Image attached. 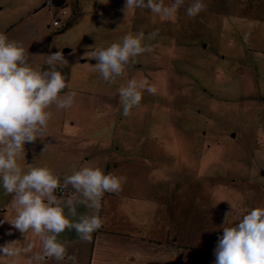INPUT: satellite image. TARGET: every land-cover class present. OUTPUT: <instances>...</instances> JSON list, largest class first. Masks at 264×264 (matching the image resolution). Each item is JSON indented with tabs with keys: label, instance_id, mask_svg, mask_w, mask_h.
<instances>
[{
	"label": "rangeland",
	"instance_id": "1",
	"mask_svg": "<svg viewBox=\"0 0 264 264\" xmlns=\"http://www.w3.org/2000/svg\"><path fill=\"white\" fill-rule=\"evenodd\" d=\"M42 2L0 0V33L25 48L34 70H49L56 51L67 59L57 70L68 85L61 95L74 92V103L52 105L48 123L72 132L69 141L125 143L123 187L163 204L179 264H214L223 228L264 207V14L252 20L246 0H203L194 18L195 0H184L169 19L147 8L125 13L126 0H65L68 15L48 4L34 12ZM68 16L71 27L57 33L53 20ZM140 32L151 51L104 81L87 53ZM131 79L156 93L141 89L126 117L118 89Z\"/></svg>",
	"mask_w": 264,
	"mask_h": 264
},
{
	"label": "clouds",
	"instance_id": "2",
	"mask_svg": "<svg viewBox=\"0 0 264 264\" xmlns=\"http://www.w3.org/2000/svg\"><path fill=\"white\" fill-rule=\"evenodd\" d=\"M183 4L184 0H173L170 5H165L164 0H126L123 11L147 8L161 18L169 19ZM204 7L203 0H195L187 8V15L194 18ZM144 38L143 32L128 34L121 43L96 48L87 55L97 61L93 67L102 79L115 83L116 78L124 74L126 66L136 63L137 56L151 51L149 46L142 45ZM27 61L25 48L0 33V181L5 193L13 196L12 207L16 213L8 222L21 234L39 238L42 252L32 257L31 264L66 258L75 264L76 256L68 255L65 244L58 240L59 235L66 229H74L81 240L91 241L92 234L103 226V220L96 215H79L75 219V205L99 209L104 194H119L127 177L105 174L99 167H83L65 175L61 183L60 177L47 167L22 171L18 159L25 155V143H35L46 137L53 115L49 110L51 106L70 108L75 97L74 92L61 95L68 87L65 77L57 70V65L68 63L62 51L47 55L49 70L46 71L34 70ZM141 89H145L144 82L135 79L118 89L124 116H130L132 108L140 104ZM145 90L156 93L153 86ZM69 185L75 190L73 195L81 198L75 202L67 201L66 215L54 193ZM18 242L0 245V257L14 258L13 264H17L22 254L32 252L31 244L18 247ZM214 256V264H264V207L252 209L235 226L224 227Z\"/></svg>",
	"mask_w": 264,
	"mask_h": 264
},
{
	"label": "crops",
	"instance_id": "3",
	"mask_svg": "<svg viewBox=\"0 0 264 264\" xmlns=\"http://www.w3.org/2000/svg\"><path fill=\"white\" fill-rule=\"evenodd\" d=\"M55 2L65 6V0H55ZM246 3L250 11L257 14L251 16L252 20L255 19L256 22L263 20L261 14H264V0H246ZM259 3H262L261 8L256 7ZM70 19L71 17L68 16L67 21ZM67 50L69 49L66 48L64 51ZM72 67L73 64L71 69ZM54 109L51 107L49 110L54 113ZM68 120L70 126H74V118L70 117ZM62 128L50 122L43 140L37 139L35 143H25V155L18 159L23 172H27L31 167H47L60 177L61 183L65 175H71L73 171L83 167H99L105 174L124 176L125 160L131 157L126 155L125 143L69 141L74 134L63 131ZM82 137L88 138V134L85 132ZM124 188L119 194L105 193L99 209L75 205L77 210L75 219H78L79 215H96L103 220V226L92 234L91 241L81 240L74 229H66L61 233L58 240L65 244L68 255L76 256L75 264H179L184 254L176 249V238L168 230L166 216L160 214L163 204L152 198V195L148 197L146 193ZM67 189L69 191L65 194L54 193L59 206L64 207L66 215L67 201L72 199L75 202L81 198L73 195L75 190L70 185ZM12 199L13 196L5 193L0 181V245L11 241H19L18 247L31 244L32 252L22 254L17 260V264H31L32 257L42 252V244L35 235L25 236L8 222L16 215L12 207ZM69 219L73 218L69 217ZM13 260L14 258L0 257V264H13ZM40 264H73V262L67 258L64 261L46 259Z\"/></svg>",
	"mask_w": 264,
	"mask_h": 264
},
{
	"label": "built area",
	"instance_id": "4",
	"mask_svg": "<svg viewBox=\"0 0 264 264\" xmlns=\"http://www.w3.org/2000/svg\"><path fill=\"white\" fill-rule=\"evenodd\" d=\"M45 4H46V6H47V4H48L49 6H53V2H52V0H47V1L45 2ZM60 8L62 9V14H63V15H65V14L68 12V10H67L64 6H60ZM53 23H54V25H57V26H59V27H63L64 25H66L67 20L64 21V20H61V19L57 18V19H54V20H53ZM68 191H69V189H57V190H56V192H58L59 194H65V193H67Z\"/></svg>",
	"mask_w": 264,
	"mask_h": 264
},
{
	"label": "trees",
	"instance_id": "5",
	"mask_svg": "<svg viewBox=\"0 0 264 264\" xmlns=\"http://www.w3.org/2000/svg\"><path fill=\"white\" fill-rule=\"evenodd\" d=\"M46 4H45V2L38 8V9H36V11L37 10H39V9H41L42 7H44ZM74 20L75 19H70V20H68L67 21V23H66V25H64L63 27H61V29H59L58 31H57V33H61V32H63L67 27H69L70 25H72V23L74 22Z\"/></svg>",
	"mask_w": 264,
	"mask_h": 264
},
{
	"label": "water",
	"instance_id": "6",
	"mask_svg": "<svg viewBox=\"0 0 264 264\" xmlns=\"http://www.w3.org/2000/svg\"><path fill=\"white\" fill-rule=\"evenodd\" d=\"M52 2H53V5H55V6H59V7L62 6V4L56 3L55 0H52Z\"/></svg>",
	"mask_w": 264,
	"mask_h": 264
}]
</instances>
